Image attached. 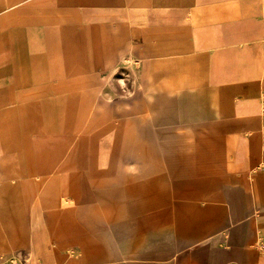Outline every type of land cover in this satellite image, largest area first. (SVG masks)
Segmentation results:
<instances>
[{
    "label": "crops",
    "instance_id": "crops-1",
    "mask_svg": "<svg viewBox=\"0 0 264 264\" xmlns=\"http://www.w3.org/2000/svg\"><path fill=\"white\" fill-rule=\"evenodd\" d=\"M264 0H0V264H264Z\"/></svg>",
    "mask_w": 264,
    "mask_h": 264
},
{
    "label": "built area",
    "instance_id": "built-area-1",
    "mask_svg": "<svg viewBox=\"0 0 264 264\" xmlns=\"http://www.w3.org/2000/svg\"><path fill=\"white\" fill-rule=\"evenodd\" d=\"M261 249H263V250H264V243H262V244H261Z\"/></svg>",
    "mask_w": 264,
    "mask_h": 264
}]
</instances>
